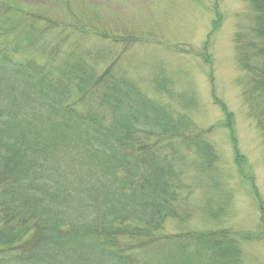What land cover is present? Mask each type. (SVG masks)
<instances>
[{
    "label": "trees",
    "instance_id": "1",
    "mask_svg": "<svg viewBox=\"0 0 264 264\" xmlns=\"http://www.w3.org/2000/svg\"><path fill=\"white\" fill-rule=\"evenodd\" d=\"M246 1L234 43L264 142V0ZM66 8L59 22L0 0V264H242L229 232L161 233L194 192L191 155L201 177L217 169L211 130L188 119L197 98H162L166 79L149 95L117 71L139 41ZM95 37L121 52L86 47Z\"/></svg>",
    "mask_w": 264,
    "mask_h": 264
},
{
    "label": "rangeland",
    "instance_id": "2",
    "mask_svg": "<svg viewBox=\"0 0 264 264\" xmlns=\"http://www.w3.org/2000/svg\"><path fill=\"white\" fill-rule=\"evenodd\" d=\"M5 1L18 8L25 4L42 7L46 15L59 22L64 21L67 6L83 15L89 28L116 37L134 36L139 42L122 55L118 73L127 74L152 95L156 91L154 83L166 79L169 88L161 92L166 99L169 90L174 96L192 89L197 92L199 107L188 119L196 128L212 130L208 141L218 156L217 169L201 177L195 171L202 164L201 159L191 155L193 168L184 170L183 183L194 192L190 198L183 194L181 217L168 219L161 233L229 232L242 252V264H264V234L260 227L264 218V142L250 111L249 97L245 96V84L250 80L247 81L248 75L234 51L239 29L245 33L244 29L253 24L249 3L246 0ZM220 18L219 29L212 34L214 23ZM210 34L209 47H212L208 50ZM100 41L91 38L85 45L107 47L116 53L115 57L121 52L110 42ZM211 77L215 88L210 83ZM213 89L216 101L212 99ZM224 107L228 115L234 116L230 128ZM194 245L195 242L191 246Z\"/></svg>",
    "mask_w": 264,
    "mask_h": 264
}]
</instances>
